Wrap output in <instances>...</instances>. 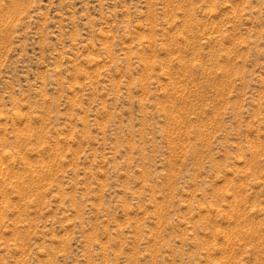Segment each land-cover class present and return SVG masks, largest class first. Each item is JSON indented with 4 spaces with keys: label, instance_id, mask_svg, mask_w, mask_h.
Returning <instances> with one entry per match:
<instances>
[{
    "label": "rangeland",
    "instance_id": "1",
    "mask_svg": "<svg viewBox=\"0 0 264 264\" xmlns=\"http://www.w3.org/2000/svg\"><path fill=\"white\" fill-rule=\"evenodd\" d=\"M0 264H264V0H0Z\"/></svg>",
    "mask_w": 264,
    "mask_h": 264
}]
</instances>
